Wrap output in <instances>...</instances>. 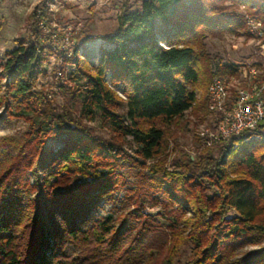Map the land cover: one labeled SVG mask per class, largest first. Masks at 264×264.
I'll return each mask as SVG.
<instances>
[{
    "label": "trees",
    "instance_id": "16d2710c",
    "mask_svg": "<svg viewBox=\"0 0 264 264\" xmlns=\"http://www.w3.org/2000/svg\"><path fill=\"white\" fill-rule=\"evenodd\" d=\"M220 1L142 0L139 9L124 2L94 66L78 46L69 55L52 48L38 24L48 3L32 8L28 38L0 60V116L26 123L19 138L0 137L7 163L0 173V264H140L146 255H156L157 264H264V245L237 252L264 241V117L255 129L205 147L197 161L161 156L168 127L196 105L205 33L245 23ZM254 5L249 13L264 23V0ZM157 21L174 29L166 45L155 38ZM52 56L61 72L69 70L56 85L60 102L52 87L38 86ZM237 71L226 63L211 75ZM96 118L107 136L88 124ZM50 140L60 146L47 156ZM128 170L139 172L140 189L163 187L176 207L171 235L161 242L157 236L152 249L138 250L144 224L125 246L133 229L128 214L121 224L112 214H92L100 200H118ZM183 247L189 255L179 262Z\"/></svg>",
    "mask_w": 264,
    "mask_h": 264
},
{
    "label": "rangeland",
    "instance_id": "374dc122",
    "mask_svg": "<svg viewBox=\"0 0 264 264\" xmlns=\"http://www.w3.org/2000/svg\"><path fill=\"white\" fill-rule=\"evenodd\" d=\"M41 1L43 2V0H0V60H3L9 51L17 46L18 38H28L29 30L34 27V19L29 14L32 8ZM46 1L49 5L46 15L48 16L47 25L56 30L60 29L62 32L63 30L70 32L71 42L68 50L72 51L74 46H78L79 54L93 66L100 57L101 49L109 46L103 37L117 30L120 5L128 2L129 8L139 9L142 2V0ZM220 2L226 7L225 11L243 16L245 23L238 26L236 31L225 29L220 32L205 33L202 39L204 52L198 60L201 64L199 81L193 86L197 98L196 105L185 111L168 127L166 149L161 154V156H167L168 162L172 159H179L182 162L188 159L197 161L198 155L205 147L216 144L206 143L207 134L215 130L214 114L208 107L207 91L209 84L215 78L211 74L219 65L234 63L238 66L237 73L221 76L228 80L232 96L237 88L246 87L249 83L263 86L264 96V23L257 19L256 15L249 13L254 8L250 9L249 5L257 4V0H222ZM154 31L156 40L163 45L167 44L168 39L172 38L174 33L171 26H164L158 21L155 23ZM60 64V61L52 56L45 65L46 74L39 78L38 86L52 87L53 91L57 90L56 85L67 78L69 71L66 66L62 76L58 77L57 71L60 69ZM251 69L256 70L255 76L251 75ZM106 80L109 81V74L106 75ZM0 83H3V80ZM113 88L124 98L121 86L113 85ZM55 92L56 99L60 102L62 96L58 91ZM123 109H125L124 105L120 110ZM88 124L103 136L109 133V130L103 127L97 118L94 121H88ZM25 128L26 123L22 119L0 116V137L19 138ZM202 132H205V135L202 136ZM4 142L1 141L0 144L4 145ZM58 146H60L58 141L50 140L45 148L46 155L48 156ZM1 147L5 148V146ZM6 165L5 158L3 159L0 152V173ZM28 172L26 171V175L29 178ZM138 173L128 170L124 175L122 189L117 194L118 200L111 202L100 200L92 210V214L96 216L112 214L116 218V224H121L128 214V219H131L133 223V229L131 235L125 239V246L136 238L137 231L144 224L146 229L137 236L140 241L138 250L148 247L152 249L156 245L157 236L160 237L158 242H161L171 235L169 223L175 220L172 210L176 207L167 200L163 187L160 191L150 188L140 189L141 180ZM145 218V223H142ZM263 245L264 241L245 244L237 252L241 253ZM188 255L189 248L183 247L179 262H184ZM157 263L156 255L153 259H149L146 255L140 260V264Z\"/></svg>",
    "mask_w": 264,
    "mask_h": 264
},
{
    "label": "built area",
    "instance_id": "2783aa9c",
    "mask_svg": "<svg viewBox=\"0 0 264 264\" xmlns=\"http://www.w3.org/2000/svg\"><path fill=\"white\" fill-rule=\"evenodd\" d=\"M47 21V17H41L38 21L40 28L43 29L44 38H48L52 48L69 55L72 52L68 50L71 42L70 32L49 27ZM250 73L255 76L256 70L251 69ZM57 76H62L60 69ZM228 85L226 78L215 77L208 86V107L214 114L215 130L207 134V144L220 142L231 134L246 129L253 130L264 117L263 86L249 83L246 87L237 88L232 96ZM201 135H205V132Z\"/></svg>",
    "mask_w": 264,
    "mask_h": 264
}]
</instances>
